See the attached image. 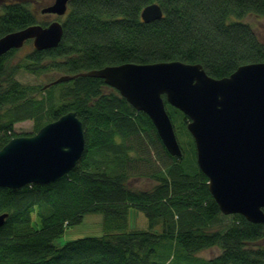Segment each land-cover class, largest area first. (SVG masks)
I'll use <instances>...</instances> for the list:
<instances>
[{"label": "trees", "instance_id": "16d2710c", "mask_svg": "<svg viewBox=\"0 0 264 264\" xmlns=\"http://www.w3.org/2000/svg\"><path fill=\"white\" fill-rule=\"evenodd\" d=\"M152 3L163 17L145 22L142 11ZM29 4L13 0L2 7L0 37L48 24ZM248 14L264 16V0H70L58 46L35 48L25 60H14L20 49L0 56V149L19 136L18 122L33 120L38 131L70 111L82 120L86 137L82 158L58 180L0 186V215L8 213L0 226V264H264V223L221 212L181 110L166 101L179 137L186 135L177 157L149 115L102 78L78 75L45 87L55 79L36 85L16 77L21 70L76 75L171 60L200 63L210 76L226 77L240 65L264 61V43L241 20ZM134 178L159 183L150 191L135 189L129 185ZM133 208L146 214L148 230L127 229ZM93 213L104 216L102 236L55 244L67 227ZM216 245L218 255H198Z\"/></svg>", "mask_w": 264, "mask_h": 264}, {"label": "water", "instance_id": "95a60500", "mask_svg": "<svg viewBox=\"0 0 264 264\" xmlns=\"http://www.w3.org/2000/svg\"><path fill=\"white\" fill-rule=\"evenodd\" d=\"M69 2L54 0L42 12L64 15ZM141 16L151 22L162 18L163 10L152 3ZM62 36L63 24L58 20L47 26L33 24L2 36L0 56L29 39L36 49L53 48ZM78 75L104 79L134 108L148 114L167 150L177 157L183 156V149L166 101L181 110L189 118L197 164L208 177L221 212L264 223V61L240 65L222 78L210 76L200 63L127 62L64 74L51 84ZM85 147L84 124L77 112L70 111L33 135L12 138L0 149V186L21 188L56 181L74 169ZM7 216L0 215V226Z\"/></svg>", "mask_w": 264, "mask_h": 264}, {"label": "rangeland", "instance_id": "374dc122", "mask_svg": "<svg viewBox=\"0 0 264 264\" xmlns=\"http://www.w3.org/2000/svg\"><path fill=\"white\" fill-rule=\"evenodd\" d=\"M13 0H0V12L2 7ZM29 7L37 11L40 21L50 23L55 20L63 21L65 16H58L55 13H43L42 10L53 3V0H29ZM243 22L248 23L253 30L256 32L260 40L264 43V16L258 14H248L245 15L242 19ZM35 49L33 40L27 41L24 46L18 50L14 56V60H25V56ZM64 74L58 73L56 71H47L43 72L41 75L35 74L34 72L21 70L17 74V79L24 83H31L40 85L48 80L57 79ZM172 119V118H171ZM173 121V120H172ZM189 121V120H188ZM176 130L178 140L180 142L186 138V135H181L179 137V131L176 128L175 122H173ZM188 129V128H187ZM189 131V130H188ZM15 132L18 135H33L37 132L35 128V123L33 120H27L23 122H18L15 124ZM190 132V131H189ZM191 134V133H190ZM192 135V134H191ZM180 138V139H179ZM193 138V136H192ZM194 140V138H193ZM195 143V142H194ZM181 144V142H180ZM182 146V145H181ZM196 148V146H195ZM196 156V149H195ZM197 160V159H196ZM158 181L155 179L149 178H134L129 181V185L135 189L141 190H153L157 185ZM32 224L36 229L41 228V220L36 212L32 215ZM230 218L225 220V224L229 223ZM149 220L146 214L142 211L136 209L129 210L128 217V230H148L149 229ZM157 231H161V226L156 228ZM105 233L104 231V216L102 213H93L85 215L83 221L80 224L71 225L65 229L63 235L58 237L55 240L57 246H62L68 241L82 237H98L102 236ZM264 243V242H263ZM222 252V248L218 245L213 247H208L203 249L198 253L199 256L204 258H211Z\"/></svg>", "mask_w": 264, "mask_h": 264}]
</instances>
